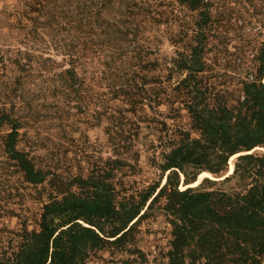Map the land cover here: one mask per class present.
<instances>
[{"label": "trees", "instance_id": "16d2710c", "mask_svg": "<svg viewBox=\"0 0 264 264\" xmlns=\"http://www.w3.org/2000/svg\"><path fill=\"white\" fill-rule=\"evenodd\" d=\"M132 1L117 20L103 17L107 7L104 2L99 10L85 2L68 11L67 25L73 36L66 51L70 56L76 53L71 68L60 77H68L75 94H80L78 87L88 80L110 82V92L101 98H127L132 110L125 111L139 117L131 124L133 132L128 137L136 143L142 129L139 123L146 115L145 101L153 110V104L163 103L165 89L159 88L161 77L149 76L157 62L148 60L133 65V57L128 56L130 36L152 40L175 23V8L149 2L142 6ZM176 2L197 12V19L191 36L184 26L182 36L189 42L171 60L169 72L178 74L180 80L175 87L177 96L167 101L184 107L191 128L199 137L193 138L184 129L170 134L166 122L152 119L155 127L160 124V132H165L159 138L161 152L157 162L166 175L165 185L157 183L138 195L120 198L114 186L111 189L106 174L91 175L80 181L89 187V192L66 195L45 204L39 230L24 231L18 249L1 254L0 264H89L92 258H101L107 252L113 253V259L122 253L129 257L113 260L114 264H149L137 239L141 225L160 216L170 226V241L155 257V264H264V153L257 151L264 149V42L256 57V75L252 80H243L241 89L232 91L235 99L228 100L232 94L218 90L207 76L211 67L206 58L224 24L214 20L208 0ZM261 25L264 27V20ZM152 51L149 47L144 52ZM92 68L95 71L91 72ZM113 76L122 83L113 85ZM150 84L155 87L148 88ZM180 110L176 108L175 113ZM4 123L12 127L4 137L8 158L28 183H43L47 173L38 170L30 154L19 149L21 119L3 113L0 124ZM115 150L120 155V149ZM236 156L232 171L229 163ZM122 165V160L113 159V174ZM229 170L232 175L223 180L206 178L196 188L181 189V184H193L203 172L221 178ZM232 183L236 188L222 189ZM215 186L219 188L212 189Z\"/></svg>", "mask_w": 264, "mask_h": 264}, {"label": "rangeland", "instance_id": "374dc122", "mask_svg": "<svg viewBox=\"0 0 264 264\" xmlns=\"http://www.w3.org/2000/svg\"><path fill=\"white\" fill-rule=\"evenodd\" d=\"M129 1L0 0V116L7 113L21 119L19 149L28 152L36 168L47 173L45 181L38 185L25 180L24 174L5 152L4 137L12 127L7 123L0 124V255L16 251L24 231L39 230L45 204L66 195H79L85 190L89 192V187L82 186L80 181L91 175L106 174L111 189L114 186L120 198L138 195L157 183L165 185L166 175L157 165L161 152L159 138L165 132H160L163 128L160 124L155 127L152 119L166 122L170 134L176 129H184L193 138L199 137V133L192 130L184 107L178 102L167 101L177 96L175 87L180 80L178 74L173 76L169 72L171 60L189 42L182 36L185 34L184 26L190 30L191 36L197 19V12L180 6L176 0L131 2L142 6L149 2L175 8V23L152 40L130 36L132 41L130 48L128 45V56L133 57V65L148 60L157 62L156 69L150 71L149 76L161 77L159 88L165 89L161 98L163 103L158 106L153 104V110L148 107L149 101H145L143 108L146 115L139 123L142 129L136 143L128 137L133 132L131 124L139 117L125 111L132 110L127 98H101L103 93L110 92V82L88 80L78 87L80 94H75L70 89L68 77H60L71 68L76 53L74 51L70 56L66 51L73 36L67 25L68 11L85 2L94 4L99 10L104 2L107 7L103 10V17L117 20L125 12ZM208 1L212 4L214 20L225 27L212 41V48L206 55L211 67L207 76L218 90H228L232 94L228 100L235 99L232 91L241 89L240 83L252 80L257 72L256 57L264 42V27L261 25L264 0ZM149 47L153 50L152 54L144 52ZM93 71L94 68L91 69ZM79 73L82 76L81 71ZM115 83L121 84L122 80L119 82L113 76V85ZM153 86L150 84L148 88ZM233 102L229 104L234 105ZM178 107L181 110L175 113ZM115 148L120 149V155ZM257 151L264 153L262 148ZM237 157L229 163L232 171ZM113 159L123 161L121 169L115 174ZM203 173L207 175L204 177ZM203 173L193 184L187 187L181 184V189L196 188L206 178L220 181L232 175L231 170L221 178ZM181 179L184 182L183 175ZM217 188L219 186L212 189ZM232 188H236L235 183L222 189ZM140 230L137 246L148 255L149 264H155L153 262L159 251L168 247L170 226L160 216L145 221ZM126 258L129 257L122 253L113 259V253L107 252L101 258H92L89 264H114L113 260Z\"/></svg>", "mask_w": 264, "mask_h": 264}]
</instances>
